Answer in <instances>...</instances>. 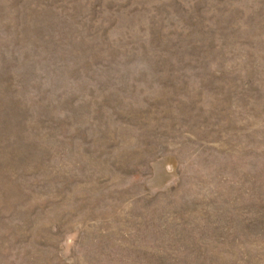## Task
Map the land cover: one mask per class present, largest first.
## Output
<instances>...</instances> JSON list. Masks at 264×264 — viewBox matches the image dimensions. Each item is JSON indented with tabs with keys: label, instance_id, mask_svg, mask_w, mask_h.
<instances>
[{
	"label": "rangeland",
	"instance_id": "374dc122",
	"mask_svg": "<svg viewBox=\"0 0 264 264\" xmlns=\"http://www.w3.org/2000/svg\"><path fill=\"white\" fill-rule=\"evenodd\" d=\"M0 264H264V0H0Z\"/></svg>",
	"mask_w": 264,
	"mask_h": 264
}]
</instances>
